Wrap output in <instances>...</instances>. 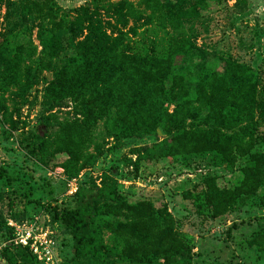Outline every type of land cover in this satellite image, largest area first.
<instances>
[{
  "label": "trees",
  "instance_id": "1",
  "mask_svg": "<svg viewBox=\"0 0 264 264\" xmlns=\"http://www.w3.org/2000/svg\"><path fill=\"white\" fill-rule=\"evenodd\" d=\"M89 1L92 7L85 2L71 17L56 0H0L7 23L0 31L2 113L9 87L19 107L42 82L36 122L20 130L24 154L71 178L99 157L98 128L111 139L107 151L160 131L159 141L134 150L135 169L141 157L178 155L236 173L225 185L214 174L182 183L181 196L197 217L215 219L241 204L264 210V72L229 53L209 54L191 38L218 0ZM101 9L121 28L129 17L133 24L110 29ZM27 21L35 23L38 49L23 28ZM112 173L110 164L97 184L77 186L72 206L51 197L43 205L69 241L70 250L60 247V264H190L192 237L177 228L166 205L130 201ZM5 174L0 169L2 184L12 187L2 195L9 216L27 219L13 210L22 213L35 200L31 189ZM11 235L0 208V256L6 264H38L26 247L8 242ZM249 237L264 258V225Z\"/></svg>",
  "mask_w": 264,
  "mask_h": 264
},
{
  "label": "rangeland",
  "instance_id": "2",
  "mask_svg": "<svg viewBox=\"0 0 264 264\" xmlns=\"http://www.w3.org/2000/svg\"><path fill=\"white\" fill-rule=\"evenodd\" d=\"M118 0H102L106 2ZM135 2L136 0H127ZM61 10L68 16H74V9L89 0H56ZM103 9L99 16L104 22L108 20L110 29L120 27L111 15L103 16ZM203 22L195 25L193 41L207 53H229L239 62L246 63L253 68L264 72V0H218L214 7H209L202 13ZM139 24V22H136ZM4 6L0 5V31L6 28ZM35 23L25 22L23 28L28 29V37L37 46L35 38ZM133 24L128 18L122 30ZM107 32L109 27L104 24ZM188 25V23H186ZM227 25V27H226ZM25 26V27H24ZM203 26H205L203 29ZM140 27L138 30H141ZM27 32V31H26ZM130 34V33H129ZM26 37V36H24ZM21 38H23L21 36ZM63 40L64 37H63ZM39 46H37V49ZM64 49V48H63ZM66 49V48H65ZM68 51V49L64 50ZM42 82L37 81L24 95L25 104L18 107V97L12 93L15 87H9L3 94L5 113L0 110V169L5 170V176H17L14 185L21 190L31 189L34 201L28 203L25 210L13 211L18 218H31L39 214V221L47 223L52 229L56 240V251L60 258L61 250L69 249L62 228L50 221L46 208L47 199L53 198L56 204H74L72 195L64 194L66 181L69 179L63 174L59 166L42 167L32 161L18 145L20 130L24 126L32 127L36 122L38 102L40 100ZM68 103H64L63 110ZM18 108V110H16ZM264 130V128L262 129ZM163 137L157 131L150 137L124 139L122 145L114 151H107L111 144L101 128H98L96 142L100 152L93 165L82 168L76 177L77 186L89 188L91 182L98 183L99 175L108 165L113 167V177L117 181L118 189L126 194L130 201L149 199L155 206L165 204L167 210L177 222V228L192 237L190 264H264V258L259 256L250 244L249 234L253 229L264 225V210L254 205H243L232 209L228 213L215 219H201L193 212L190 203L181 196V185L184 181H195L205 174H214L219 184L232 183L236 173L220 167H211L205 160H183L180 156L139 158L136 169L134 150L149 147ZM59 156L56 160H61ZM51 165V164H50ZM4 177H0V208L5 217V224L12 219L5 205L2 195L8 189L2 184ZM23 215V216H22ZM50 221V222H48ZM61 239L66 241V247L60 244ZM4 242L0 241V246ZM70 250V249H69ZM0 264H6L0 256Z\"/></svg>",
  "mask_w": 264,
  "mask_h": 264
},
{
  "label": "built area",
  "instance_id": "3",
  "mask_svg": "<svg viewBox=\"0 0 264 264\" xmlns=\"http://www.w3.org/2000/svg\"><path fill=\"white\" fill-rule=\"evenodd\" d=\"M76 188V177H71L66 181L64 194L70 196ZM6 225L11 227L12 234L8 242L26 247L38 264H60L53 231L47 223L39 221L38 213L19 222L8 220Z\"/></svg>",
  "mask_w": 264,
  "mask_h": 264
}]
</instances>
